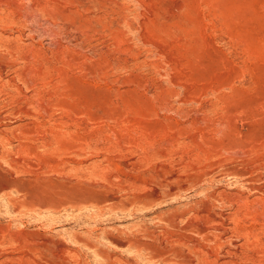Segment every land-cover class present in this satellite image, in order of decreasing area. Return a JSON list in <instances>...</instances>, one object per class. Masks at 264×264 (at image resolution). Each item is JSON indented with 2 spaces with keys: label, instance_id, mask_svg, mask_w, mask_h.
I'll list each match as a JSON object with an SVG mask.
<instances>
[{
  "label": "rangeland",
  "instance_id": "374dc122",
  "mask_svg": "<svg viewBox=\"0 0 264 264\" xmlns=\"http://www.w3.org/2000/svg\"><path fill=\"white\" fill-rule=\"evenodd\" d=\"M0 264H264V0H0Z\"/></svg>",
  "mask_w": 264,
  "mask_h": 264
}]
</instances>
